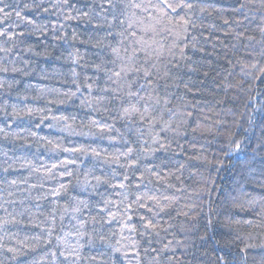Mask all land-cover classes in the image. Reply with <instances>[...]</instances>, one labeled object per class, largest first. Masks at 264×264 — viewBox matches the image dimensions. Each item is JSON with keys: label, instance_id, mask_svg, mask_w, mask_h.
I'll return each instance as SVG.
<instances>
[{"label": "trees", "instance_id": "obj_1", "mask_svg": "<svg viewBox=\"0 0 264 264\" xmlns=\"http://www.w3.org/2000/svg\"><path fill=\"white\" fill-rule=\"evenodd\" d=\"M0 8V264H264V0Z\"/></svg>", "mask_w": 264, "mask_h": 264}, {"label": "snow or ice", "instance_id": "obj_2", "mask_svg": "<svg viewBox=\"0 0 264 264\" xmlns=\"http://www.w3.org/2000/svg\"><path fill=\"white\" fill-rule=\"evenodd\" d=\"M182 6H183V5H172V4H168V7L171 8V10H172L173 12L176 11L177 7H182ZM188 7H191V6L188 5ZM0 11H3V9L0 8ZM0 34H2V33H0ZM261 71H264V69H262ZM238 147H239V145H237V148H238ZM149 226H151L150 222H149L148 225H146V227H149ZM9 251H12V249H9Z\"/></svg>", "mask_w": 264, "mask_h": 264}]
</instances>
